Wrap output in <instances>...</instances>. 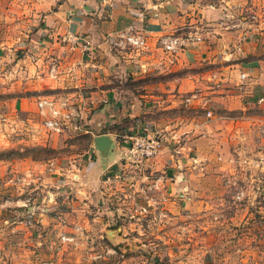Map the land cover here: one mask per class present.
<instances>
[{
	"label": "rangeland",
	"instance_id": "374dc122",
	"mask_svg": "<svg viewBox=\"0 0 264 264\" xmlns=\"http://www.w3.org/2000/svg\"><path fill=\"white\" fill-rule=\"evenodd\" d=\"M252 1L231 8L257 25L247 54L235 53L239 41L221 42L234 53L207 65L215 70L202 76V91H169L178 76L189 77L199 66H166L164 57L174 62L182 50L158 48L159 34H146L148 47L133 51L163 55L162 61L118 83L126 92L155 94L147 101L149 128L172 147H186L166 179L155 175L147 193L135 197L97 191L85 180L84 189L63 183L67 177L80 183L76 172L89 137L73 124L62 132L48 128L38 100L79 99L66 87H51L60 78L48 75L53 52L42 54L49 59L39 70L38 64L30 68L29 52L19 46L35 30L25 11L31 0H0V54L21 59L0 80V264H264V99L257 101L264 95V0ZM200 92L232 102L214 110L203 100L207 108L195 106ZM142 128L130 137L151 134ZM191 128L210 135L196 150L187 143Z\"/></svg>",
	"mask_w": 264,
	"mask_h": 264
},
{
	"label": "crops",
	"instance_id": "0c3cea01",
	"mask_svg": "<svg viewBox=\"0 0 264 264\" xmlns=\"http://www.w3.org/2000/svg\"><path fill=\"white\" fill-rule=\"evenodd\" d=\"M235 2L241 3L243 8L247 4L246 0H214L215 4L212 0H31L25 11L28 24L35 30L31 34H25V43L19 46L29 52L27 60H31L30 68L36 69L38 64L39 68L41 65L39 70L45 69L47 63H42L49 59L42 54L54 53L51 60L57 58L62 71L56 84L51 87L70 89L75 94L71 96L84 103V115L88 116L90 124L81 132L89 137L90 145L89 149L82 152L84 162L80 173L76 172L80 183L67 177L64 184L71 182L78 184L79 189H84L79 184L85 180L97 191L107 190L113 194H121V190H124L127 191L125 196L141 197L147 193L148 183L153 182L155 175L166 179L169 171L175 169L176 157H185V146L172 147L168 138L162 137L159 138L161 148L155 156L140 162H136L134 157L125 158L131 146L130 135L139 133V130L144 132L142 127L149 128L147 101L155 94L148 89L139 94L126 92V86L118 83L121 77L150 73L148 70L161 62L160 57L163 55L120 52L113 49L106 37L131 24L150 36L164 34L182 26H187L188 29L199 28L204 37L203 42L184 48L175 56L174 62L166 57L164 62L166 66L175 67V70L199 66L193 73H188L189 77H185L184 73L178 76L175 82L170 83L169 91L174 86L178 91H202L207 86L202 76H211L215 70L208 66L234 53L232 50H222L221 42L227 38L239 41L235 53L245 55L254 32L258 31L254 27L257 25L238 17L237 11L231 9ZM256 2L259 4L262 1H252L254 5ZM67 29L73 34L89 35L98 45L95 55L89 56L79 47L77 50L72 49L69 43L62 41V35ZM30 51H34V59L30 58ZM20 62L21 59H16L12 53L0 54V80L3 78L1 75L7 74L9 69H18ZM263 99L264 95L257 101ZM202 100L213 110L219 107L220 102H232L228 95L213 94L208 97L206 93L200 92L198 104ZM195 106L207 108L202 104ZM190 130L187 134L190 150L199 148L202 140H209L207 131L201 133L197 129ZM149 131L155 133L153 128H149ZM181 131L175 133L176 138ZM102 137H106V140L100 142ZM67 175L73 176V173L67 172Z\"/></svg>",
	"mask_w": 264,
	"mask_h": 264
},
{
	"label": "built area",
	"instance_id": "2783aa9c",
	"mask_svg": "<svg viewBox=\"0 0 264 264\" xmlns=\"http://www.w3.org/2000/svg\"><path fill=\"white\" fill-rule=\"evenodd\" d=\"M199 30V28L185 30L184 27H180L178 30H173V32L159 35L155 45L170 54L177 53L189 45L200 43L204 40ZM142 31V29L131 24L126 28L112 32L106 39L113 48L120 52L143 51L148 47L150 37ZM62 41L69 43L72 49L79 47L83 53L93 56L98 47L97 43L89 35L73 34L69 29L63 33ZM52 60L48 66V75L55 78L60 73V62L54 58ZM193 97H196V93H192L187 100L190 101ZM38 106L42 116L45 118V125L50 129L62 132L73 124V126L75 125L77 128L84 130L90 125L88 116L84 115L85 106L81 101L75 103L70 97L56 100L46 95L40 97ZM131 138L129 154L125 158L134 156L142 161L155 156L161 148L160 139L155 133L150 135L133 134Z\"/></svg>",
	"mask_w": 264,
	"mask_h": 264
},
{
	"label": "water",
	"instance_id": "95a60500",
	"mask_svg": "<svg viewBox=\"0 0 264 264\" xmlns=\"http://www.w3.org/2000/svg\"><path fill=\"white\" fill-rule=\"evenodd\" d=\"M105 140H106V137H102L99 139L100 142L105 141Z\"/></svg>",
	"mask_w": 264,
	"mask_h": 264
}]
</instances>
